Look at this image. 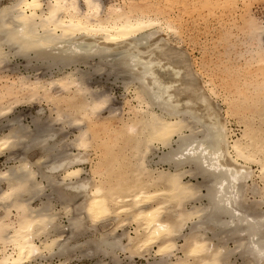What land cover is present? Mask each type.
<instances>
[{
    "label": "bare ground",
    "instance_id": "bare-ground-1",
    "mask_svg": "<svg viewBox=\"0 0 264 264\" xmlns=\"http://www.w3.org/2000/svg\"><path fill=\"white\" fill-rule=\"evenodd\" d=\"M44 1L0 8V264H122L121 255L153 248L159 258L150 264H170L178 239L183 256L173 264H235L234 257L264 264V18L250 5L257 0H241L236 38H220L230 42L226 60L236 70V98L226 100V114L243 126L236 137L213 102L216 88L167 40L179 33L174 24L132 7L103 18L100 0H84L85 8L51 0L46 9ZM18 59L33 66L26 73L8 66ZM93 64L133 86L137 104L119 129L111 122L118 130L88 174L86 151L103 123L96 117L110 108L109 95L89 85L95 73L81 70ZM41 102L48 110L38 109L29 125L15 110ZM71 127L79 133L69 144ZM154 149L168 151L154 161Z\"/></svg>",
    "mask_w": 264,
    "mask_h": 264
},
{
    "label": "rangeland",
    "instance_id": "rangeland-1",
    "mask_svg": "<svg viewBox=\"0 0 264 264\" xmlns=\"http://www.w3.org/2000/svg\"><path fill=\"white\" fill-rule=\"evenodd\" d=\"M50 1L51 0H45L44 1V8L45 9L47 7V4ZM83 1L84 0H79L81 8H85ZM132 1L129 2V0H100V3H102L101 4V6H102V8H101L102 17L105 18L107 16V13L110 12V10H109L110 8L112 9L115 7V8H122L124 10H130L131 9L130 7H132L133 9H135V11H138L140 13H144V14L152 16V17H158V19H160L162 21L164 20V21H168V22L174 24L175 27L178 29L179 33L178 34H171L169 37H167L168 38L167 40L171 41L169 43H175L177 45H180L189 54H191L192 59L194 58V60H196L198 66L201 68V75H203L202 78L204 80L211 82V84L216 88V91L219 94V97L217 99H214L216 102L214 100H213V102H214V104L218 110L221 109L220 113H222L221 114L222 119L223 118L228 119V121H229L228 125H229L230 129L233 131L234 137L240 136L243 132V126L239 123L240 122V119H239L240 116H237V117L231 116V118H230L226 114V110H227V101L226 100H228V101L230 100V102H231V99L236 98V93H235L236 92V82H235L236 81L235 80L236 79V70L233 71V68L230 69L231 67L229 68L228 65L231 64V61L227 64L228 61L226 60L227 57H226L225 53L228 51V46L230 45V42L229 41L223 42L220 40V38H222L226 34L229 36H231V34H232V36H234L236 38V30L234 28V26H235L234 24L238 21V18H237L238 15L237 14L241 11L242 8H244L243 2H241V0H238V1L236 0L237 2L235 4H237L238 7L235 5H234V7H232L233 5L232 6L230 5L232 7V13L231 14L233 15V17H232V15L229 17L228 15H230V13L226 14V12H228V9L231 10V7L230 6L221 7V6H223V3L225 4L226 0H224V1L223 0H220V1H218V0H197V1L196 0L195 1L194 0H134L133 2ZM232 2H229L227 4H230ZM250 2L253 3L254 1L253 2L250 1ZM256 2L257 3L254 2L253 4L250 3V5H254L253 8L251 6L252 11H254L253 15H255V16L258 15L259 16V17L257 16L258 18L261 17L263 19L264 18L263 17L264 16V11H263L264 10V3H263L264 1L260 0L258 2V0H257ZM130 3H133V4L131 5ZM206 3H208L209 5ZM216 3H220L217 5V7H220V8L215 7ZM135 4H138V6ZM143 4L144 5L146 4L145 5L146 7L143 6ZM7 5H9V0H2L0 3V8L5 7ZM207 5L210 8L215 7L217 10L212 9V8L210 9ZM149 7H151L152 9ZM235 7H237L238 10ZM206 8L207 9L209 8L210 11L212 10V12L213 11L214 12L212 13V12L208 11L209 9L207 10ZM221 8H224L225 10L224 9L222 10ZM226 8H227V10H226ZM234 8L236 9V14L234 12L235 11ZM233 9H234V11H233ZM191 10H194V11L191 12ZM197 11H199V12H197ZM222 11H224V13L228 17L227 16H219V13H222ZM152 12H154V13H152ZM195 15H197V16L195 17ZM203 18H205V19L203 20ZM220 18H222V19H220ZM235 19H237V20H235ZM229 20H231V21H229ZM204 24H205V26H204ZM222 56H224V57H222ZM11 63L8 66H10L11 68H16L15 70L19 69L18 71L23 72V73H26L25 67L33 66V63L28 66V64L25 63L24 60H21V59L12 61ZM224 63H226V64H224ZM96 65L97 64H93V68L92 67L87 68V67L83 66V67H81V70H84L83 72L86 71L88 73V76L91 73H95L96 76H94V78L92 80H90L89 85H91L90 87H92V89H95L97 93H105L106 95H109V98H110L109 99L110 100L109 107L110 108L108 110H103L99 114V117L98 116L96 117V119L98 118L100 124H101V122H103L102 123L103 125L101 124L99 126L100 128L98 126L93 128V130L96 128L94 130L95 138L97 136H99L100 138L97 137L98 139L97 138L94 139L95 145L92 148L87 149V151H86V154L89 155L91 162H87V163L83 164L82 168L85 169V171L88 174L89 173L91 174L92 166H95L99 162V160L102 158V156L104 155L103 154L104 150H105L104 143L107 142L106 141L107 138L109 139L110 136L113 135L112 133L114 131L112 132V130L116 126L115 123L118 122L117 123L118 125L116 127V128H118V127H121L123 122H127L129 117H131L130 112H128V111H130L131 107L136 106V104H137V101H135L134 96H133V93H134L133 92V86L129 87V84H127V82H125L122 77H117V76L115 77L114 75L109 76L105 69L103 71L101 70L102 72H100V73L98 72L100 70H98L96 72V69H97ZM94 68H96V69L91 70ZM33 70H31L32 72L30 70L28 71V73H30L29 75H31L32 79L34 77H37L36 75L34 76V74L36 72L39 73V71H33ZM6 71L3 73V75L8 76L9 78L17 77L15 72H13V74H12V72L11 73L9 72L12 70H6ZM38 73H36V74L38 75ZM245 75L243 77H245ZM232 80H233V82H232ZM212 82H214V83H212ZM230 82H232V83H230ZM232 84L234 86H232ZM234 90H235V92H233ZM47 105L48 104L45 102L37 103V104H34L32 106L31 105H20L17 108H15V110H16V112H19V114H21V112H22V114L24 116L26 115L25 116L26 119H24V121L26 124H28L31 121V116L36 115L38 109L43 107L45 110H48ZM112 112L113 113L115 112V114H117L116 115L117 117L113 116L112 118H110V113H112ZM244 113L247 115L249 112L246 113V111H245ZM27 114L30 117L27 116ZM250 114H252V113H249V115ZM107 117H108V119H107ZM236 118H238V119H236ZM113 120H114V122H112ZM255 121L259 122L258 118H256ZM107 122L108 123L112 122L115 126H113V124L111 123L112 124L111 125L112 128H111V127H109L110 124H107ZM97 123H98V121H97ZM107 127L109 128V130ZM98 128L100 130V133L97 135L96 133L98 131ZM118 129H114V130H118ZM66 132H67L65 134L66 140L70 141L69 142V144H70L71 140H73L75 138V136L78 135L79 130L71 127V128H67ZM107 132H109V133H107ZM104 133L106 135L108 134L107 137ZM101 134H102V136H101ZM59 141H61V137L58 139V142ZM68 141H66V142L68 143ZM97 141H99V142H97ZM100 141L102 144H100ZM99 146L102 149L99 148ZM68 149H70V151H69L70 153H73V154L78 153L77 150L75 151V149H73V148L71 149V147H69ZM166 151H168V150H166ZM166 151H164L162 149L161 150L154 149V153L151 155L150 158H152L154 161H157L158 158L161 156V153L162 154L164 152L166 153ZM82 153H84V152H82ZM101 153L103 155L100 156ZM37 156H39L38 151L35 152V155L33 157L35 158ZM5 160H6L5 155L0 157V167L1 168H3ZM252 168L254 171H257V169H258L257 166H255V165H253ZM256 181L260 186L262 185V183L258 179H256ZM257 199L259 200L261 198L258 196ZM252 200H254V198L252 195H250L249 201L251 202ZM57 207L61 208L59 206V204H57ZM262 211L264 212V206L262 207ZM61 217H62V222L66 223L67 218L65 219L64 213H61ZM110 227H111V225H110ZM126 227L125 228L127 230H129L131 233L133 232V228H134L133 225H128ZM98 231L99 232H95L94 234L98 235L101 231H103L102 226H99ZM121 233H122V231H121ZM185 233H187V231ZM87 236L93 237L92 234L87 235ZM83 240H85V239L82 238L81 241H83ZM177 242H178L177 247H179V249L174 252L175 256H172L170 259H168L170 264H173L174 262H176L177 257L183 256V253L181 252L180 247L182 244H184V240L178 239ZM230 246H233V244H230ZM153 250H156V248H153ZM153 250L150 253H146L142 256H135L133 259H125V255H121V259L123 260L122 264H150L159 258V257L154 255L155 252H153ZM233 260H234L235 264H236V262H237V264H241L243 262L242 259H238L236 261V257H234ZM73 264H93V263H91L88 260H84V261H74Z\"/></svg>",
    "mask_w": 264,
    "mask_h": 264
}]
</instances>
